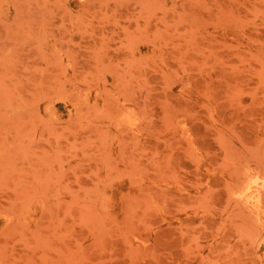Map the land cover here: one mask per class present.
Listing matches in <instances>:
<instances>
[{
  "label": "rangeland",
  "instance_id": "374dc122",
  "mask_svg": "<svg viewBox=\"0 0 264 264\" xmlns=\"http://www.w3.org/2000/svg\"><path fill=\"white\" fill-rule=\"evenodd\" d=\"M0 264H264V0H0Z\"/></svg>",
  "mask_w": 264,
  "mask_h": 264
}]
</instances>
